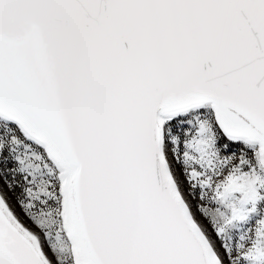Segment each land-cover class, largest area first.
<instances>
[{"label": "snow or ice", "instance_id": "6c2138e0", "mask_svg": "<svg viewBox=\"0 0 264 264\" xmlns=\"http://www.w3.org/2000/svg\"><path fill=\"white\" fill-rule=\"evenodd\" d=\"M0 264H264V0H0Z\"/></svg>", "mask_w": 264, "mask_h": 264}]
</instances>
